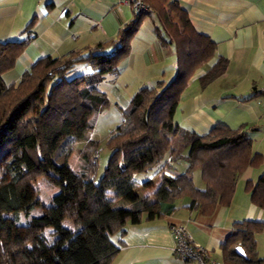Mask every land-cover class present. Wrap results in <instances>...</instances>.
<instances>
[{
    "label": "trees",
    "instance_id": "1",
    "mask_svg": "<svg viewBox=\"0 0 264 264\" xmlns=\"http://www.w3.org/2000/svg\"><path fill=\"white\" fill-rule=\"evenodd\" d=\"M144 1L149 10L137 12L115 38L60 56H42L17 81L7 82L4 75L14 69L27 41H0V163L9 174V179L0 180V264H113L121 249L117 235L126 231L127 223L140 222L145 213L163 214L152 198L174 202L188 197L189 207L210 214L218 204L231 203L240 175L260 160L244 126L219 122L200 133L176 123L182 92L195 71L214 57L216 43L196 30L177 0ZM152 13L158 18L155 28L160 38L176 46V74L167 82L144 85L133 95L107 138L111 152L97 177L98 162L91 149L99 153L100 140L89 139L87 133L95 127L93 115L109 102L98 83L104 73L120 69L135 33ZM79 62L90 64L101 76L68 77ZM228 62L219 56L200 76L202 86L225 72ZM81 140L90 152L82 155L86 166L75 171L69 158L74 143ZM196 171L204 187L196 185ZM160 172L154 192L140 196L138 185ZM39 175L48 176L59 189L48 207L22 225L20 209L29 215L41 205L29 191ZM251 189L252 201L264 208V173ZM119 199L130 200V206H115ZM10 212L12 218L7 216ZM47 228L53 229L52 241L44 234ZM263 228V220L234 224L222 243L228 264L261 261L255 233ZM238 244L245 256L236 252Z\"/></svg>",
    "mask_w": 264,
    "mask_h": 264
},
{
    "label": "crops",
    "instance_id": "2",
    "mask_svg": "<svg viewBox=\"0 0 264 264\" xmlns=\"http://www.w3.org/2000/svg\"><path fill=\"white\" fill-rule=\"evenodd\" d=\"M177 1L188 12L196 30L209 35L216 43V54L195 71L182 92L174 116L176 123L185 130L200 133H207L219 122L232 128L244 126L252 138V151L260 160L240 175L231 203L218 204L210 214L189 207L188 197L174 202L152 198L155 209L163 214L147 217L145 213L140 222L127 223L126 231L117 235L121 249L113 264H187L174 251L178 236L173 227L178 224L185 225L193 240L208 250L219 264H228L222 243L233 231L234 224L249 219L264 221V208L251 197V187L264 173V94L261 91L264 86V0ZM134 16L129 4L120 0H0V41H27L14 69L6 72L4 78L7 82L17 81L29 64L42 56H60L115 38ZM156 19L158 22L157 15ZM138 31L132 42L139 39ZM154 38L151 32L148 40L154 42ZM161 42L165 50H156L161 57L167 53L176 57L165 65V71L157 74L167 82L172 79L164 78L168 67L177 71L178 54L173 42L166 38H161ZM219 56L229 61L226 71L202 86L200 76ZM158 81L145 85H156ZM198 173L201 185H196L204 187ZM162 175L160 172L143 180L137 187L140 196L152 194ZM119 202L123 206L131 204L128 199ZM255 237L257 257L262 258L256 264H264V228L256 232Z\"/></svg>",
    "mask_w": 264,
    "mask_h": 264
},
{
    "label": "rangeland",
    "instance_id": "3",
    "mask_svg": "<svg viewBox=\"0 0 264 264\" xmlns=\"http://www.w3.org/2000/svg\"><path fill=\"white\" fill-rule=\"evenodd\" d=\"M133 11L135 15L138 14L134 9ZM134 18L135 16L132 18V20ZM156 20V15L154 13L146 15V17L143 19L140 26L141 28L138 31L139 35L137 38L139 39H136V42H132V53L130 51L131 54L119 62L120 69L118 71L106 72L103 74V76H101L99 72L94 71V68L90 64L79 62L67 74V76L70 78L80 74L87 76L88 78L92 74H96L97 77H103L98 83V86L101 90L106 92L109 102L102 111L93 115L92 120L95 122V127L90 129L87 133L89 139L100 140L98 149L99 153L97 152V156H94L97 154L96 150L91 149L93 152V160H97L98 162L96 171L97 177L102 175L111 152V149L107 144V138H109L110 134L121 122L122 112L125 108L130 106L133 95L146 83L150 84V81L162 79L163 77H157V74H161L163 70H166L165 65L167 63L170 64L171 61L176 60V57L174 56L175 54L172 55L167 53L165 57H161V54L156 51H160V48L165 50V47L162 45L161 38H159V35L155 31L154 25L155 22H157ZM151 32H153L155 36L153 39L154 42H150L148 40ZM172 51H174L173 48ZM30 65L31 64H29V66ZM168 68V72H166V75L164 74V78L171 79L175 76L174 74H176V71L173 72L172 68ZM85 144V140L74 143L73 152L69 158V164L75 171H80L86 166V162L82 155L86 151L90 152V148L87 149ZM197 176H199L198 171L195 172V181L197 185H201L199 183L201 179ZM140 177L143 178V176ZM6 179H9V174L4 169L2 163H0V180ZM58 189L59 188L49 179L48 176L39 175V177L29 185V191L34 198L40 199L41 205L31 210L29 215L26 214L24 209H20V218L18 222L24 225L27 220L32 217V215L41 213L46 207L50 205L52 197L58 191ZM119 200L115 202V206L117 205V207L122 206L126 208L129 207L123 206L124 204H120L122 201L119 202ZM7 216L12 218L13 213L10 212L7 214ZM67 223L70 224L69 222ZM52 230V228H47L44 231V234L49 241H52L53 239V235L51 234Z\"/></svg>",
    "mask_w": 264,
    "mask_h": 264
},
{
    "label": "built area",
    "instance_id": "4",
    "mask_svg": "<svg viewBox=\"0 0 264 264\" xmlns=\"http://www.w3.org/2000/svg\"><path fill=\"white\" fill-rule=\"evenodd\" d=\"M120 2L129 4L136 12L149 10L144 0H120ZM261 91L264 94V86ZM173 228L178 236L174 251L187 264H219L208 250L193 240L185 225H175Z\"/></svg>",
    "mask_w": 264,
    "mask_h": 264
},
{
    "label": "water",
    "instance_id": "5",
    "mask_svg": "<svg viewBox=\"0 0 264 264\" xmlns=\"http://www.w3.org/2000/svg\"><path fill=\"white\" fill-rule=\"evenodd\" d=\"M236 252L242 256H245L246 253H245V250L243 249V247L241 245H237L236 246Z\"/></svg>",
    "mask_w": 264,
    "mask_h": 264
}]
</instances>
